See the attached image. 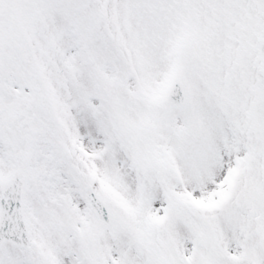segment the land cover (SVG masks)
Instances as JSON below:
<instances>
[{
  "label": "snow or ice",
  "instance_id": "6c2138e0",
  "mask_svg": "<svg viewBox=\"0 0 264 264\" xmlns=\"http://www.w3.org/2000/svg\"><path fill=\"white\" fill-rule=\"evenodd\" d=\"M0 264H264V0H0Z\"/></svg>",
  "mask_w": 264,
  "mask_h": 264
}]
</instances>
